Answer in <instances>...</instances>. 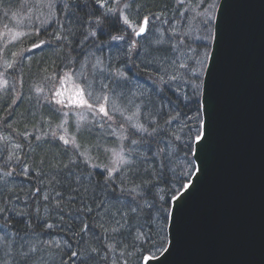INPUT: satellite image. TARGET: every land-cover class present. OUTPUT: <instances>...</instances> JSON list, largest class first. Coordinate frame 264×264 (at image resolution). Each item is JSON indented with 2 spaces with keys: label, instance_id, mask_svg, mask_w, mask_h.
I'll return each instance as SVG.
<instances>
[{
  "label": "trees",
  "instance_id": "1",
  "mask_svg": "<svg viewBox=\"0 0 264 264\" xmlns=\"http://www.w3.org/2000/svg\"><path fill=\"white\" fill-rule=\"evenodd\" d=\"M105 2L106 8L97 0H0V208L8 209L0 219V237H4L0 240V264H138L136 255H129L138 246L137 232L142 226L148 234L149 223L155 224L143 207L129 216L118 236L103 239L101 223L111 228L113 217L121 220L117 210L125 212L132 207L112 198L105 169L113 166L108 160L121 143L125 153L136 158L130 168L114 174L118 186L137 169H158L159 159L153 163L152 152L163 147L162 141L171 133L183 136L184 117L195 118L199 107L205 67L200 61L209 52L211 41L201 39L212 34V23L205 26L203 21L214 15L218 0ZM117 7L137 24L148 17L144 42L130 48L135 41L131 30L125 31L117 17L107 13V8ZM10 34L22 36L11 44ZM112 36H123L122 46L112 43ZM41 41L40 47L33 48ZM97 61L106 62L114 72L119 69L126 78L102 76ZM7 63L13 67L6 68ZM181 63L187 67L180 68ZM66 73L85 89L91 81L106 80L104 94L115 106L108 111L111 119L95 112L105 96L92 89L87 99L94 108L87 121L75 125L70 117L71 121L61 122L64 110L49 99L51 93L56 95V82ZM172 76L176 79L170 80ZM194 84L199 87L193 89ZM183 86L187 87L185 93ZM137 106L140 122L145 118L159 121L164 135L141 140L139 134H131L134 130L120 112L129 115ZM171 117L176 120L166 124ZM61 135L75 144L64 145ZM120 136L128 139L121 142ZM132 139L138 140L136 146L131 145ZM101 202L104 206L97 209ZM20 212L34 218L31 226L28 215L16 214ZM37 216L54 227L36 226ZM85 224L88 229L81 232ZM152 236H156L155 230ZM113 241L114 250L109 251L105 245ZM32 247L36 251L22 258L21 253ZM91 248L98 252L90 258ZM72 252L78 256L73 257Z\"/></svg>",
  "mask_w": 264,
  "mask_h": 264
},
{
  "label": "water",
  "instance_id": "2",
  "mask_svg": "<svg viewBox=\"0 0 264 264\" xmlns=\"http://www.w3.org/2000/svg\"><path fill=\"white\" fill-rule=\"evenodd\" d=\"M205 65L200 171L149 264H264V0L218 1Z\"/></svg>",
  "mask_w": 264,
  "mask_h": 264
},
{
  "label": "snow or ice",
  "instance_id": "3",
  "mask_svg": "<svg viewBox=\"0 0 264 264\" xmlns=\"http://www.w3.org/2000/svg\"><path fill=\"white\" fill-rule=\"evenodd\" d=\"M183 0H178V3H182ZM97 4L101 8H106L107 4L105 0H97ZM129 5L125 4L124 8L127 9ZM107 13H111L115 15L119 22H121L124 26H126L125 31L131 29L134 34L139 37L146 32V25L148 22V17H144L143 21H140L138 24L136 21H133L129 18L128 15L125 14L124 10L117 8H107ZM107 15V14H106ZM183 15V14H182ZM214 20V16L209 14L207 19L203 21L205 26H210L212 21ZM99 23V21H98ZM138 27V30H136ZM91 35H96L95 32H92ZM199 38V37H198ZM212 36L209 32L208 36L202 37L206 41L211 40ZM57 39H61V37H57ZM112 40H123V36H112ZM159 43V41H157ZM44 42L41 41L40 44H33V48L40 47ZM136 41H133V44L130 46L134 47ZM15 56L16 53H13ZM208 57V53L204 54V58L201 59L200 63L203 66L204 60ZM99 63V61H98ZM180 68H186L187 65L181 63ZM13 65L11 63L6 64V68H12ZM116 75L121 78H126L124 73L119 69L116 70ZM194 76H198L199 73H193ZM67 78V74H66ZM176 77H170V80H175ZM162 83H167L161 78ZM193 89H197L199 85H193ZM39 91V90H38ZM56 95H61V93L57 92ZM195 99V97H194ZM104 100H107V96L104 97ZM57 103H63L60 100L56 101ZM78 106H87L90 109L94 108V105L90 103L88 100L84 99L83 89H78L76 92V99L71 101ZM202 107V106H201ZM98 112L102 114L103 117H108L111 119L108 110L105 105L101 104L98 108ZM120 115L124 117V120L128 122L129 128L134 131L131 133L132 135L139 134L141 140L144 138L155 139L157 136L164 135V129L159 126V121L155 119H147L145 118V122H140V112L137 106V110L132 112L129 115H124L121 111ZM178 115H180L178 113ZM176 120V117H171L165 123L171 125ZM186 121L181 128V132L183 136L177 135L175 133H171L169 135L168 140L162 141L163 147L157 146L156 150L152 152L151 159L153 163L159 159V168L153 167L151 172L148 169H144L143 172H140L137 169L133 172L129 179H121V183L117 186L114 183V174L122 172L125 168H130V166L135 162V157H131L130 154L125 153V149L123 144L121 143L119 151L112 150L113 156V166L105 169L107 171L106 182L111 183L112 185V198H114L117 202H123L126 205H132L128 209V211L121 212L119 209L117 210V215L121 216V220L112 218V227H105L103 223H101L100 227L103 228L105 236L103 239H107L109 235L118 236L123 228H125L128 224V218L130 215H135L138 211L142 210L143 207H147L149 210V215L152 219L158 222V225L149 223L148 234H145L143 227L141 226L135 239L139 242L138 246L134 253H129V255H136L138 264H149L150 261H159L160 257L163 256L167 251H169L168 247L164 245H170V241L164 239L165 230L168 228L170 221L174 217V206L178 204L179 201L186 194L187 190L192 185L193 181L191 177L197 176L200 171L198 164V154L199 147L202 142L206 139V123L200 117V107L196 109V116L193 118L192 116L184 117ZM123 128L124 126L121 125ZM151 129V131H149ZM186 129V131H185ZM55 136V133H53ZM186 136V139L184 138ZM39 139V137H37ZM59 139L63 142L64 145H68L70 143L75 144L74 140L70 141L65 138V136H59ZM118 139L123 142L128 139V136H120ZM138 144L137 139L131 140V145L136 146ZM78 148V145L76 146ZM135 148H133V151ZM151 151V149H149ZM181 153L183 155L181 156ZM87 164V159L85 160ZM91 167H96V165H89ZM27 171V169H26ZM11 173H6V175H10ZM137 180L139 182H137ZM39 191V189H37ZM57 197L63 199L61 193H57ZM45 200H48L49 197L45 196ZM141 201L144 204H141ZM104 206V202H101L96 207L100 209ZM7 208H0V219H4V213L7 212ZM38 211V210H37ZM88 213L92 212V208H87ZM154 213V216L151 214ZM17 215H28V226H31L33 223V217L30 214H26L23 212L16 213ZM123 221V222H122ZM36 226L43 227L45 229H51L54 227L51 223H46L43 218L36 217L35 218ZM88 229V225L85 224L84 228L81 229V232H86ZM156 231V236H152V232ZM6 235V234H5ZM4 237H0V240H3ZM100 239V238H98ZM150 244L151 247L145 249L144 245ZM115 241L111 244H106L105 247L112 251L114 250ZM153 249H157L158 251H153ZM36 249L34 247L30 248L28 252H22V258H27L29 253H34ZM98 250L96 248H91L89 252V257L91 258L92 253H97ZM123 255V253H121ZM73 257L78 256V252H72ZM127 264V262H125Z\"/></svg>",
  "mask_w": 264,
  "mask_h": 264
},
{
  "label": "rangeland",
  "instance_id": "4",
  "mask_svg": "<svg viewBox=\"0 0 264 264\" xmlns=\"http://www.w3.org/2000/svg\"><path fill=\"white\" fill-rule=\"evenodd\" d=\"M136 30H138V27ZM147 32H148V25L146 26V32L143 35L139 36L137 39H135V34L131 30L132 38H134V40L136 41L135 45H137L138 42L141 43V41L144 42L146 40L144 37L146 36ZM150 34L148 35V37H150ZM8 36H9V42L11 44H15L14 42H19V39L21 38L22 35L21 34H19V35L10 34ZM122 42H123V40H112V43L117 44L118 47L122 46ZM97 71L100 74H102V76H110L111 74L116 76V72H114V68L112 66L108 65L106 62H99L98 63V61H97ZM66 74H67V78H66ZM66 74H64V76H62L61 79H58V81L56 82V86L54 87V93L59 92V93H61V95H54L53 93H51L49 102L51 104L59 107L61 110H64L62 117H61L62 123H67L68 121H71V120H68V118L71 117L73 119V122L75 125H81L87 121L88 117L91 114H93V112L87 106H78L77 104H74L71 102L73 99H76L77 90L83 89L84 99H86V100H88L87 98H88V96H90L89 93H90V90H92V89L95 92L99 93V95L101 97H103V96H105L104 92H105V88H106L105 87L106 80L91 81L90 85H88L89 87L87 89H85L83 84H82V86L77 85L74 82V78L71 77V75L69 73H66ZM114 86H113V88H114ZM127 87H130V84ZM186 91H187V87L183 86V92L185 93ZM57 100H60L63 103H57L56 102ZM103 105H105V107H106V105L109 106L108 108H106V109H108V111L109 110L112 111L110 109L112 107L115 109L114 104L111 103L109 100H107V101L104 100ZM98 108L99 107H96L95 112L98 113L100 116H102V114H100L98 112ZM128 113L131 114V112H128ZM108 161L110 163H113V156L111 157V160H108ZM155 224H158V222L155 221Z\"/></svg>",
  "mask_w": 264,
  "mask_h": 264
}]
</instances>
